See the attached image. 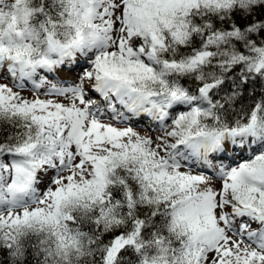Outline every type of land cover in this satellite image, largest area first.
Instances as JSON below:
<instances>
[{"label": "snow or ice", "instance_id": "1", "mask_svg": "<svg viewBox=\"0 0 264 264\" xmlns=\"http://www.w3.org/2000/svg\"><path fill=\"white\" fill-rule=\"evenodd\" d=\"M0 264H264V0H0Z\"/></svg>", "mask_w": 264, "mask_h": 264}, {"label": "rangeland", "instance_id": "2", "mask_svg": "<svg viewBox=\"0 0 264 264\" xmlns=\"http://www.w3.org/2000/svg\"><path fill=\"white\" fill-rule=\"evenodd\" d=\"M26 95H30V93H25ZM141 131H143V129H141Z\"/></svg>", "mask_w": 264, "mask_h": 264}]
</instances>
